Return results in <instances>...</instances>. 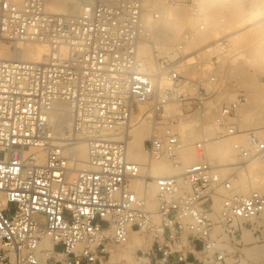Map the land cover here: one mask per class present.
<instances>
[{
    "label": "built area",
    "instance_id": "built-area-1",
    "mask_svg": "<svg viewBox=\"0 0 264 264\" xmlns=\"http://www.w3.org/2000/svg\"><path fill=\"white\" fill-rule=\"evenodd\" d=\"M48 1L0 0V264H114L133 233L148 241L130 264H238L245 230L264 241V191L235 190L264 139L235 142L233 164L207 158L208 145L237 134L250 102L221 71L230 37L191 51L186 31L160 51L155 27L171 6L207 29L201 0H72L77 10L59 13ZM5 40L47 45L46 61L5 57ZM144 116L155 128L139 162L129 146ZM186 122L200 132L195 163L179 156ZM164 159L177 172L155 175Z\"/></svg>",
    "mask_w": 264,
    "mask_h": 264
},
{
    "label": "bare ground",
    "instance_id": "bare-ground-1",
    "mask_svg": "<svg viewBox=\"0 0 264 264\" xmlns=\"http://www.w3.org/2000/svg\"><path fill=\"white\" fill-rule=\"evenodd\" d=\"M72 0H49L48 1V8L52 12H75L77 10L76 5H71L70 4ZM218 0H202L204 6L211 10L213 6L217 4ZM264 1V0H263ZM260 2V1H259ZM262 2V1H261ZM226 3V2H225ZM261 4V3H260ZM258 5V4H257ZM178 6V5H177ZM264 3L261 5V9L257 8V11L254 10L256 13L251 14L250 16L248 15H242L239 13V7L237 6L234 8L235 14L233 18H235V22H231L233 20H227L230 21L232 24L229 26V22L226 21L225 26H229L228 28H223L220 26L214 32L215 37L214 39L223 37L222 33L225 32L226 36L230 35V40L231 46L232 47H240L243 48L247 46L251 41H253L255 38L257 39L261 35H264V15L259 14L260 11H262L264 8ZM233 8V7H232ZM263 8V9H262ZM233 10V12H234ZM264 11V10H263ZM170 12H171V19H166L164 18L159 25L155 27V38L159 44L160 51H166L168 49V45L171 42H174V35H173V30L171 27V20L173 19L174 16H179L182 15L186 12V10L183 7H170ZM252 13V12H251ZM186 14V13H185ZM184 14V15H185ZM232 17V15H230ZM262 16V17H261ZM224 26V25H223ZM224 26V27H225ZM222 27V28H221ZM232 28L233 30H230ZM228 29V30H227ZM205 34V33H203ZM202 36V37H201ZM198 39V44H200L204 39L203 35H201ZM196 39V38H195ZM200 40V43H199ZM195 43V40H194ZM203 48V47H202ZM49 53V48L45 44H22V43H14L9 40L3 41V55H5L9 59H23L27 61H32V62H45L46 61V55ZM142 54L146 56L148 66L150 69L154 68L155 61H154V53H152L148 48L142 49ZM193 59V57L191 58ZM255 67L256 70L259 73L264 72V49L261 50L259 57L255 61ZM252 84L254 85V90H255V98H264V86H260L254 81H252ZM59 106L61 104H58ZM241 113V112H240ZM68 117H63L59 121V128L61 130L65 129L66 127L69 126L70 121L67 119ZM250 128V125H248ZM248 126L243 125L239 126L238 129V134H242L244 131H248ZM153 128V130H152ZM154 124L152 122H149L145 116L135 125V127L132 129L131 134H132V140L130 142L129 146V156L132 160L139 161V162H146L148 160V156L144 151V144L145 141L149 138L152 137L154 133ZM258 130H263L264 131V125L261 126H256L253 127ZM251 129V128H250ZM182 130L184 134V139H185V146L184 149L179 153L180 159L185 163V161L189 162H197L198 157L196 158L195 152L192 149V140L195 136L194 132L197 130L192 124L190 123H184L182 125ZM199 132V131H198ZM243 136L246 135V133L242 134ZM257 136L261 137L264 139L263 136L260 134H256ZM241 139V138H240ZM221 143V142H220ZM241 143V142H240ZM250 143V136L247 139V146H249ZM214 144H219V143H212L208 145L207 147V158L212 161V162H217L220 164H223V162L226 165L233 164L235 161L239 159V155H236L233 150H226L224 152L225 158H217L212 159L208 156V151L213 148L212 145ZM234 147V146H233ZM215 148V147H214ZM74 153L76 156L79 157L80 160H83L86 155H87V149L84 144L77 145L73 148ZM222 161V162H221ZM264 155L256 158L253 160L248 167L246 168L247 175L250 178V183L245 181H238L235 184V190L238 193H244L247 194L246 192L250 189V192L252 190H257V191H264V175L262 177H257L255 175L256 170L259 168H264ZM223 164V165H225ZM81 166V164H79ZM175 167L172 165L168 160L164 159L162 161L155 162L152 168V172L155 175H163V174H170L172 168ZM244 174V173H243ZM240 180V179H239ZM240 184V187H239ZM136 189H138L140 192H142V187L139 184L135 185ZM249 193V192H248ZM250 231L245 230L244 231V239L247 241V243H253L252 239L253 236L251 235ZM136 248H142L144 246L143 240L141 241L140 239L134 237V242ZM50 243L47 242L48 246ZM246 253L248 255V259H252L254 261H258L261 264H264V244H252L250 247L245 248ZM129 254V253H128Z\"/></svg>",
    "mask_w": 264,
    "mask_h": 264
},
{
    "label": "rangeland",
    "instance_id": "rangeland-1",
    "mask_svg": "<svg viewBox=\"0 0 264 264\" xmlns=\"http://www.w3.org/2000/svg\"><path fill=\"white\" fill-rule=\"evenodd\" d=\"M262 3H264L263 0H252L249 3H246L245 1H242V0H232V1L218 0L217 4L213 6L211 10H209L208 8H206V6H204L201 0V8H202L201 18H205L208 21L207 29L204 31H201L198 27L200 18L193 16L187 6L178 5L176 7H183L186 10L185 12L186 14L184 13L185 15L182 14L179 16H174L173 19L171 20V27H172L173 35H174V42L169 43L168 49L176 48L179 45V43L182 41L183 34L186 31H191L194 34V39L187 44L188 49L191 51L192 50L194 51L196 49H201L202 47L206 46L208 43L215 40L214 38L216 37L214 35L215 34L214 32H216V30L220 28V26H222L223 28L229 29V26H231L230 24H232L231 22H235V18L231 19L233 21L229 19V18L234 17L235 10H236L234 6L235 7L240 6L239 13H241V16L242 15L250 16L251 14L256 13L254 10L257 11L258 6H259L258 9H261L260 7ZM263 10L260 11L259 14L264 15ZM231 13H234V14H231ZM230 15H232V17ZM228 19L231 22L227 21ZM226 21L229 22L228 27L225 26ZM230 30H233V29L230 28ZM226 34L224 32L222 33V36H226ZM201 35H203L204 39L201 40L202 41L201 43L199 40L200 44H198L197 41ZM194 40H195V43H194ZM262 49H264V35H261L257 39L255 38L253 41H251L247 46L243 48L231 46L229 54L225 55V58L221 65V71L226 72L227 76L231 79L238 78V87L245 89L250 98V102L248 106L241 109V113L239 115L240 116L239 126L250 125L251 129L248 126V131L247 132L244 131L242 133V134L246 133L245 136H243L241 133L240 134L237 133L236 135L227 136L219 144L212 145L213 148H211L208 151V156L212 159L217 160V158L219 157L225 158V155H224L225 149L233 150L235 154L238 155V152L233 147L234 143L241 142L247 145V139L249 138L251 133L260 134L261 136L264 137L263 130L261 129L258 130L256 128H253L256 126L264 125V98H255V90H254L255 87L252 84V81H254L258 85L264 86V82L262 81V76H264V72L259 73L255 67V61L259 57V54ZM206 57H207V53L204 52V58ZM209 69H211L210 66H206V70H209ZM236 97H237V92L230 91L227 93L225 100L228 102H231L235 100ZM198 131L199 130H196L194 132L195 136L192 140V145H191L192 149L195 152V155H196L195 141L199 137V133H200ZM196 158H197V155H196ZM185 163H195V162L185 161ZM223 164L225 163L223 162ZM175 172H177V169L173 167L170 174L175 173ZM243 173L239 181L242 182L245 179V181L250 183V178L246 174L247 171H244ZM255 175L257 177H262L264 175V168H259L258 170H256ZM239 187H240V184H239ZM248 192H250V189L246 193ZM220 206H221V201L219 198L216 197V207L219 209ZM251 235L253 236V234ZM134 237L140 239L141 241L142 240L148 241L145 236H141L140 234L133 233L131 235L130 243L121 250L123 251V253L120 254L119 256L113 257L112 261L114 264H125L127 262L130 264L132 262L133 254H135L139 249L138 247L136 248L135 244L133 243ZM252 241L253 243H247V241L245 240V242L248 244L246 248L250 247V245L252 244H264V241L257 242L254 236H253ZM243 252H244L243 258L238 264H261L258 261L248 259V255L245 249Z\"/></svg>",
    "mask_w": 264,
    "mask_h": 264
}]
</instances>
